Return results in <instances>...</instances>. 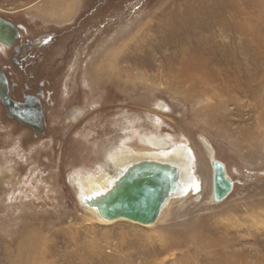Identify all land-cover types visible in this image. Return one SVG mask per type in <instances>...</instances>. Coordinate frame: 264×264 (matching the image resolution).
I'll return each instance as SVG.
<instances>
[{
  "label": "rangeland",
  "instance_id": "1",
  "mask_svg": "<svg viewBox=\"0 0 264 264\" xmlns=\"http://www.w3.org/2000/svg\"><path fill=\"white\" fill-rule=\"evenodd\" d=\"M0 18L25 32L0 69L43 124L0 100V264H264V0H0ZM153 136L193 188L150 226L95 219L75 179Z\"/></svg>",
  "mask_w": 264,
  "mask_h": 264
},
{
  "label": "water",
  "instance_id": "2",
  "mask_svg": "<svg viewBox=\"0 0 264 264\" xmlns=\"http://www.w3.org/2000/svg\"><path fill=\"white\" fill-rule=\"evenodd\" d=\"M21 29V27L19 26ZM23 29V28H22ZM18 33L9 22L0 19V44L11 47ZM8 82L0 72V100L9 117L39 133L42 129V106L38 97L28 96L17 102L9 96ZM222 164H217L214 182L217 199L224 198L230 186L224 183ZM121 179L120 186L103 202L97 205L107 219L125 218L141 224H149L156 218L167 192L168 180L158 169H132ZM84 201V200H82ZM84 203V202H81Z\"/></svg>",
  "mask_w": 264,
  "mask_h": 264
},
{
  "label": "bare ground",
  "instance_id": "3",
  "mask_svg": "<svg viewBox=\"0 0 264 264\" xmlns=\"http://www.w3.org/2000/svg\"><path fill=\"white\" fill-rule=\"evenodd\" d=\"M187 68L189 67L185 66V70ZM81 113L82 112L80 111L76 112L75 116L72 119L76 121V119H78L81 116ZM146 141L156 151L153 152L152 150V153L149 152L145 153L139 151L133 153L130 150L129 151L124 150L116 153L115 155L113 154L114 156H112L111 154L112 156L111 163L115 167L113 168L114 174L112 177L104 173L95 174L89 172V174H87L85 177H78L77 179H75L77 190L81 197L80 201L84 202L82 204L85 205V208H87L89 212L98 221L102 223H109L115 220H127L133 223L135 222L125 218H116L112 220L107 219L103 217V213L100 212V209L97 206L101 202H103L110 194H112L115 190L119 188L121 179L124 178L126 176L125 174L131 171L132 169L133 170L137 168L158 169L166 174L168 180L167 192L165 194L164 200L162 202L161 208L159 209L156 218L154 219L153 222L149 224H141L135 222L137 224H141L142 226L144 225L150 226L155 222L160 221L162 214L165 212L166 208H168L170 202H172V200L177 197L183 196L186 192H188L189 189L193 188L194 183L192 179H190V177L188 176L189 166L187 160L189 159V155L187 152L183 150V147L181 148L180 146H177L173 148V146L169 145L167 141L163 139H157L154 136L147 137ZM217 164L218 162L212 161L213 177L211 180V193L213 199L219 196L217 187L214 182V176L217 169ZM179 168H181L180 169L181 172ZM223 179H225L224 183L229 185L231 188V182H229L225 173L223 174ZM221 199L222 198H220L219 200ZM184 242H185L184 244H186V240H184ZM175 245L176 246L181 245V243L178 242ZM213 251L216 252L218 251V254L220 256L222 255V253L219 252V249H217V247H215ZM219 263L226 264L225 262L218 259V264Z\"/></svg>",
  "mask_w": 264,
  "mask_h": 264
},
{
  "label": "flooded vegetation",
  "instance_id": "4",
  "mask_svg": "<svg viewBox=\"0 0 264 264\" xmlns=\"http://www.w3.org/2000/svg\"><path fill=\"white\" fill-rule=\"evenodd\" d=\"M4 19V18H3ZM4 20H6V19H4ZM7 22H9L10 24H12L14 27H15V29L17 30V33H18V36H17V38L13 41V44L11 45V47H9V49L10 50H12L13 48H15V50H16V52H19V49H18V47H16V41H18L20 38H21V34L23 33H25L22 29H18L17 28V25L16 24H14L12 21H9V20H6ZM5 47V46H4ZM8 52H9V50H8ZM15 59V58H14ZM14 64L15 65H18V62H17V60L15 59L14 60ZM19 70V69H18ZM0 72H2L3 73V75L5 76V78H6V80H7V82H8V85H9V80H8V78H7V76H6V73L2 70V69H0ZM14 91V90H13ZM9 96L11 97V99H13L14 101H16L13 97H15V93L14 92H11V89L9 90ZM18 102V101H17Z\"/></svg>",
  "mask_w": 264,
  "mask_h": 264
}]
</instances>
